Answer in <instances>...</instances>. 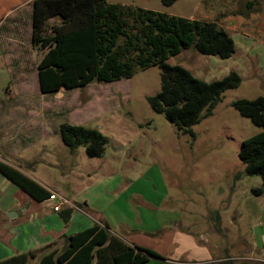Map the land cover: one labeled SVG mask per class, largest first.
<instances>
[{
	"label": "rangeland",
	"instance_id": "rangeland-1",
	"mask_svg": "<svg viewBox=\"0 0 264 264\" xmlns=\"http://www.w3.org/2000/svg\"><path fill=\"white\" fill-rule=\"evenodd\" d=\"M30 1L21 3L24 22L16 33L9 93L15 98L3 96L8 102L2 112L8 113L11 104L26 116L34 111L33 126L20 119L13 134L19 135L14 143L20 154L33 156L37 176L84 206L93 222H106L121 239L134 237L140 244L158 248L163 258L173 255L161 245L163 234L177 231L194 237L220 259L214 264H264V181L247 174L239 157L242 142L263 129L233 106L239 99L264 97V0H231L229 6L213 10L215 1L207 0H177L168 7L162 0H107L184 18L211 20L223 8V13H231L224 20L217 18L235 44L230 58L203 55L191 47L167 60L207 83L231 72L241 78L239 87L223 94L212 116L192 127L195 137L181 133L163 113L151 109L147 98L160 91L158 66L137 70L128 79L43 94L38 65L45 50L32 43ZM65 122L96 129L107 137L103 156H88L84 146L71 152L59 132ZM6 128L4 124L0 129V141L9 137ZM26 133L34 136L29 144L32 152L24 149ZM258 189L261 193L255 192ZM56 248L62 246L47 251Z\"/></svg>",
	"mask_w": 264,
	"mask_h": 264
},
{
	"label": "trees",
	"instance_id": "trees-1",
	"mask_svg": "<svg viewBox=\"0 0 264 264\" xmlns=\"http://www.w3.org/2000/svg\"><path fill=\"white\" fill-rule=\"evenodd\" d=\"M25 1L0 0V21L6 10L15 9L14 6ZM176 1L162 0V4L168 7ZM207 1H215L212 10L231 3V0ZM221 10L217 15L215 11L213 19L206 20L113 4L107 0H33L32 43L45 50L38 65L40 90L43 94H53L63 87L84 88L94 82H114L131 78L137 70L158 66L161 69L160 91L147 98L151 109L163 113L181 133L195 137L192 127L212 116L223 94L239 87L241 78L231 72L207 83L167 60L191 47L203 55L230 58L235 44L219 21L231 13H223L224 8ZM51 20L57 22L51 24ZM233 106L263 129L242 142L239 157L246 165L247 174L259 175L264 181V97L239 99ZM59 132L71 152L84 146L90 157L103 156L108 144L107 137L100 131L82 125L65 122L60 125ZM0 173L37 200L49 198L51 194L2 161ZM261 191L255 190L256 193ZM72 213L73 208L62 212L65 223L70 221ZM58 244L15 255L0 264H31L33 261H37L36 264H145L151 258L163 259L152 249L128 244L112 234L106 224H95L63 237L62 249L47 251ZM238 264L257 263L243 261Z\"/></svg>",
	"mask_w": 264,
	"mask_h": 264
},
{
	"label": "crops",
	"instance_id": "crops-1",
	"mask_svg": "<svg viewBox=\"0 0 264 264\" xmlns=\"http://www.w3.org/2000/svg\"><path fill=\"white\" fill-rule=\"evenodd\" d=\"M30 2L33 4V1ZM21 7L20 5L19 8L6 10L4 18L0 21V102L3 104L0 107V129L4 127V124L8 126L6 135L9 136L0 141V161L16 168L49 193H55L66 199L74 207H72L73 213L70 221L65 223L62 218V212L67 208H71V206L63 205L61 211L55 212L53 204L48 198L37 200L31 197L21 187L0 173V261L18 254L40 250L55 242L61 245L63 237L87 230L95 224H106L109 226L106 222H93L87 217V209L84 206L76 203L66 194H61L60 191L52 188V185L46 180L37 176L36 162H32L34 161L33 156L21 155V149L14 143V141H19L17 138L19 135L13 134V130L17 129V121L20 119L27 120L23 124L31 127L35 121L33 110L26 116L24 113L19 112V106L13 107V104H11L8 113L2 112L5 102H8V99L3 96L7 95L10 100L15 98L9 93H11L13 81L12 62H14V51L16 52L18 47L16 33H19L21 23L24 22V19L20 17ZM6 88L7 93L5 94ZM30 136H32L31 133H26L24 142L27 141L28 144H24V149L32 152L34 150L29 148L31 147L29 144L34 143V136ZM10 141L12 142L10 143ZM110 232L113 234L111 228ZM164 234V241L161 245L162 247L165 245L173 251L172 258L164 256L163 259H151L158 260L162 264H210L220 260L212 257L205 247L196 243L192 236H187L177 231ZM124 241L131 245L151 247L148 243H138L134 237ZM149 249H152V247ZM152 250L163 255L158 248H153ZM183 256H187L186 260H181ZM150 260L145 264H150Z\"/></svg>",
	"mask_w": 264,
	"mask_h": 264
},
{
	"label": "built area",
	"instance_id": "built-area-1",
	"mask_svg": "<svg viewBox=\"0 0 264 264\" xmlns=\"http://www.w3.org/2000/svg\"><path fill=\"white\" fill-rule=\"evenodd\" d=\"M48 200L53 204V210L55 212L61 211L63 205H69V206H71V208L74 207V205L72 203H70L66 199L58 196L55 193H51Z\"/></svg>",
	"mask_w": 264,
	"mask_h": 264
},
{
	"label": "water",
	"instance_id": "water-1",
	"mask_svg": "<svg viewBox=\"0 0 264 264\" xmlns=\"http://www.w3.org/2000/svg\"><path fill=\"white\" fill-rule=\"evenodd\" d=\"M65 89H67L66 87H64Z\"/></svg>",
	"mask_w": 264,
	"mask_h": 264
}]
</instances>
